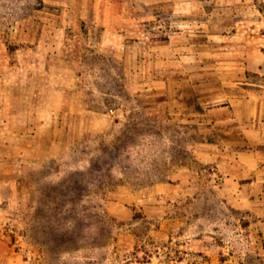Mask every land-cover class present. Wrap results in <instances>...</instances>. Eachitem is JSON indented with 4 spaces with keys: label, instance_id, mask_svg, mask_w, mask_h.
Instances as JSON below:
<instances>
[{
    "label": "rangeland",
    "instance_id": "rangeland-1",
    "mask_svg": "<svg viewBox=\"0 0 264 264\" xmlns=\"http://www.w3.org/2000/svg\"><path fill=\"white\" fill-rule=\"evenodd\" d=\"M94 1L0 0V264H247L188 85L255 63L228 78L264 116V0ZM170 37L200 47L159 51Z\"/></svg>",
    "mask_w": 264,
    "mask_h": 264
},
{
    "label": "crops",
    "instance_id": "crops-1",
    "mask_svg": "<svg viewBox=\"0 0 264 264\" xmlns=\"http://www.w3.org/2000/svg\"><path fill=\"white\" fill-rule=\"evenodd\" d=\"M184 1L159 0L156 2L155 0H147L146 3L148 4L146 5H149L151 9L162 8L167 9V11L171 9V13L170 11L167 13L174 16L173 4L175 2L178 5L184 4ZM94 2V7L99 9L101 1L96 0ZM182 7L184 5H181ZM136 17L140 16L123 17L119 15L117 20L135 21ZM153 18L152 16H145L144 19H140L141 21H148ZM105 20H102V25L111 23L105 22ZM104 38L105 36L102 35L100 45L104 44ZM176 39L178 40V37ZM181 39L179 40L184 41V37ZM172 41L173 37H170L168 44L166 45L167 42L164 43L159 51H175L179 58L182 56L190 58L191 55L183 51L185 47L188 50H196L200 47L194 38L183 42L181 44L183 47L176 45L177 48H174L175 45L172 44ZM195 57L196 55L193 56L192 60L197 62ZM179 61H185V59ZM209 66V72L215 73L213 76L215 80L201 81L200 85H197V81H193L188 85L193 91V120L200 123L201 126L199 127L204 130V134L217 136L218 141L216 140L215 143L218 149L215 154H210L209 159L215 161L217 168L228 170L229 178L226 180L228 192H226L225 198L228 202H234L238 208L244 211L248 218L247 229L254 233V241L250 242L249 249L253 248L257 251L249 250L250 257L244 258L243 262L264 264V116L259 111L257 97L249 91L243 93L244 85L249 83L241 82L238 78H228V75L235 70L238 71V68H241L242 71H256L259 70V67L255 63L250 65L249 62L239 66L225 62L212 63ZM165 82L167 83L166 78L162 79L161 84L152 83V89L163 87L165 90ZM186 82L190 81H181L180 86L187 87ZM202 89H210L213 93L203 99L201 96ZM233 90L235 91L233 92ZM230 135L239 137V140H230L228 138Z\"/></svg>",
    "mask_w": 264,
    "mask_h": 264
}]
</instances>
